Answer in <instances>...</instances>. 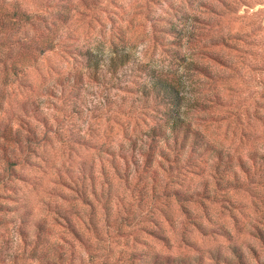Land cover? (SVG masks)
<instances>
[{
	"label": "rangeland",
	"instance_id": "1",
	"mask_svg": "<svg viewBox=\"0 0 264 264\" xmlns=\"http://www.w3.org/2000/svg\"><path fill=\"white\" fill-rule=\"evenodd\" d=\"M0 264H264V0H0Z\"/></svg>",
	"mask_w": 264,
	"mask_h": 264
},
{
	"label": "trees",
	"instance_id": "2",
	"mask_svg": "<svg viewBox=\"0 0 264 264\" xmlns=\"http://www.w3.org/2000/svg\"><path fill=\"white\" fill-rule=\"evenodd\" d=\"M117 55H120V52L117 53ZM153 85L155 87H158L160 92L164 93V98L169 97L170 103L175 104L176 99H174L172 94L176 92L179 93V89L173 82L169 81V79L166 77L155 76V78H153ZM178 118L179 117L177 116H173V119H175V123H177Z\"/></svg>",
	"mask_w": 264,
	"mask_h": 264
}]
</instances>
